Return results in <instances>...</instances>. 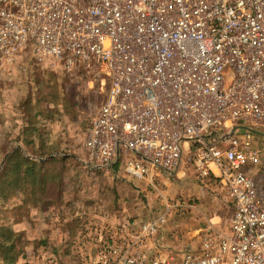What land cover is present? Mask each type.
<instances>
[{
    "label": "built area",
    "instance_id": "obj_1",
    "mask_svg": "<svg viewBox=\"0 0 264 264\" xmlns=\"http://www.w3.org/2000/svg\"><path fill=\"white\" fill-rule=\"evenodd\" d=\"M24 51L101 76L91 170L155 188L186 149L232 207L228 230L209 225L197 250L163 253L160 215L106 230L90 264H264V0H0V64Z\"/></svg>",
    "mask_w": 264,
    "mask_h": 264
},
{
    "label": "rangeland",
    "instance_id": "obj_2",
    "mask_svg": "<svg viewBox=\"0 0 264 264\" xmlns=\"http://www.w3.org/2000/svg\"><path fill=\"white\" fill-rule=\"evenodd\" d=\"M104 91L100 75L41 68L27 51L0 64V191H13L8 197L0 194V264H90L106 230L114 233L160 215L166 219L158 235L160 250L193 251L204 230L216 227V215L223 224L228 221L231 204L217 195L223 188L187 165L186 149L178 170L161 174L155 188L85 164L83 142ZM15 150L44 163L50 174L35 187L12 189L16 174L10 166L19 160L11 157ZM259 178L264 198V175ZM57 212V222L69 232L60 249L54 248ZM71 241L97 244L80 249Z\"/></svg>",
    "mask_w": 264,
    "mask_h": 264
},
{
    "label": "trees",
    "instance_id": "obj_3",
    "mask_svg": "<svg viewBox=\"0 0 264 264\" xmlns=\"http://www.w3.org/2000/svg\"><path fill=\"white\" fill-rule=\"evenodd\" d=\"M26 143L28 144V142ZM13 156H16L19 160L14 161L10 166V171L16 174V177L12 180V189L15 188L20 191V187L22 188L24 184L35 187L38 182H41L44 177H47L50 174V171L44 168V163H36L28 160L23 157L20 150H15L11 157ZM10 160L13 159H8V161ZM11 193H13V191H9L8 195L3 194V191H0V194H3V196L6 195V197Z\"/></svg>",
    "mask_w": 264,
    "mask_h": 264
},
{
    "label": "crops",
    "instance_id": "obj_4",
    "mask_svg": "<svg viewBox=\"0 0 264 264\" xmlns=\"http://www.w3.org/2000/svg\"><path fill=\"white\" fill-rule=\"evenodd\" d=\"M224 191V190H223ZM222 190H220V192H217V195L219 196L218 198L221 199V200H225V201H228L229 202V199L227 198V196L223 193ZM230 203V202H229ZM231 214H232V211H231ZM231 214L229 216V219L231 217ZM59 218V214L58 212L56 213V218L54 220V248H58L60 249L62 246L65 245V242L67 241V239H65V236L66 235H69V232H67L63 225H62V221L60 220L59 222H57V219ZM105 217L102 218V221L104 220ZM229 219L228 221L226 222V224H223V222H220V219L219 217L216 215V228L217 229H224L225 231L228 230V227H229ZM218 223H221L220 225H218ZM69 243V242H68ZM71 243L74 244L73 247H76V248H84V249H87L89 247H95V244L93 243H90V242H80V241H71Z\"/></svg>",
    "mask_w": 264,
    "mask_h": 264
}]
</instances>
